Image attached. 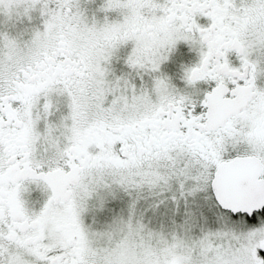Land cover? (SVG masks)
<instances>
[{
    "label": "snow or ice",
    "instance_id": "6c2138e0",
    "mask_svg": "<svg viewBox=\"0 0 264 264\" xmlns=\"http://www.w3.org/2000/svg\"><path fill=\"white\" fill-rule=\"evenodd\" d=\"M0 264H264V0H0Z\"/></svg>",
    "mask_w": 264,
    "mask_h": 264
}]
</instances>
